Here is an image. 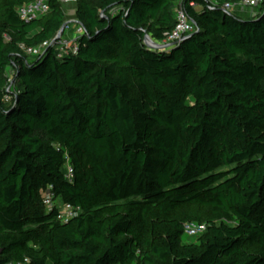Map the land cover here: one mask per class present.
Listing matches in <instances>:
<instances>
[{
	"label": "trees",
	"instance_id": "1",
	"mask_svg": "<svg viewBox=\"0 0 264 264\" xmlns=\"http://www.w3.org/2000/svg\"><path fill=\"white\" fill-rule=\"evenodd\" d=\"M32 1L0 0V264H264V5L77 0L78 52L33 57L67 5L27 22ZM179 4L198 30L149 48Z\"/></svg>",
	"mask_w": 264,
	"mask_h": 264
},
{
	"label": "built area",
	"instance_id": "2",
	"mask_svg": "<svg viewBox=\"0 0 264 264\" xmlns=\"http://www.w3.org/2000/svg\"><path fill=\"white\" fill-rule=\"evenodd\" d=\"M77 0H61L63 6L72 4ZM192 7L195 9H199L200 6L191 2ZM221 5L222 9L233 12L234 14L241 16V17H249L255 16L261 13L264 0H216L213 7ZM20 17L27 22L32 21L37 16L42 14H46L49 12V5L47 0H34L31 3H26L21 5L19 8ZM176 26L173 31L166 34V39L162 42H157L158 46L167 50L172 48L178 43H181L188 34L194 33L198 30V25L196 21H194L189 13L188 10L184 7V5L179 4L176 7ZM65 29V34L63 33L62 36L57 40H50L48 42L43 43L40 46H36L34 48H28L27 52L30 56H36L39 54L44 53L50 45H57L59 56L67 55L69 53L76 54L79 49V37H81L84 33L87 32V29L84 24H81L77 18L71 19L67 22ZM7 38V37H6ZM148 45V44H147ZM9 84L7 86V91L10 92L14 89V76L13 71L9 75ZM5 100L10 101L11 95L6 94ZM68 177L72 179L74 177L73 168L70 166L68 169ZM43 198L46 208L54 209L56 206L59 208L58 218L62 222H67L72 217L77 216L81 211L82 208L78 206H74L68 203L59 202L57 203L56 195L51 191V189H46L43 191ZM207 228L205 224H199L196 222H189L185 226V233L189 236L198 235L205 231ZM7 264H22V263H14L9 262Z\"/></svg>",
	"mask_w": 264,
	"mask_h": 264
},
{
	"label": "water",
	"instance_id": "3",
	"mask_svg": "<svg viewBox=\"0 0 264 264\" xmlns=\"http://www.w3.org/2000/svg\"><path fill=\"white\" fill-rule=\"evenodd\" d=\"M67 22L64 24L63 28L61 29L60 33L57 35L56 39L58 40L62 34L64 33L65 29H66V25ZM146 43L148 44L149 48H153V49H159V50H164V48H162L161 46L157 45V42L151 38V36H146Z\"/></svg>",
	"mask_w": 264,
	"mask_h": 264
},
{
	"label": "rangeland",
	"instance_id": "4",
	"mask_svg": "<svg viewBox=\"0 0 264 264\" xmlns=\"http://www.w3.org/2000/svg\"><path fill=\"white\" fill-rule=\"evenodd\" d=\"M67 9V22L70 21L71 19L76 18V6L74 4L67 5L65 7ZM152 38V37H151ZM153 39V38H152ZM155 40V39H154ZM12 73V70L9 68L7 71L8 76ZM10 77V76H9ZM59 203V201H57ZM60 204V203H59Z\"/></svg>",
	"mask_w": 264,
	"mask_h": 264
}]
</instances>
